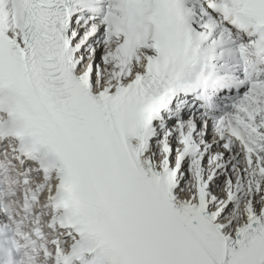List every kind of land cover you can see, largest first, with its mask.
I'll use <instances>...</instances> for the list:
<instances>
[{
    "label": "snow or ice",
    "instance_id": "snow-or-ice-1",
    "mask_svg": "<svg viewBox=\"0 0 264 264\" xmlns=\"http://www.w3.org/2000/svg\"><path fill=\"white\" fill-rule=\"evenodd\" d=\"M0 264H264V0H0Z\"/></svg>",
    "mask_w": 264,
    "mask_h": 264
}]
</instances>
